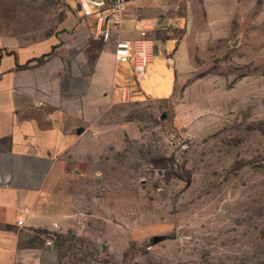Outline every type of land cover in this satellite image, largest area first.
Wrapping results in <instances>:
<instances>
[{
  "label": "rangeland",
  "instance_id": "obj_1",
  "mask_svg": "<svg viewBox=\"0 0 264 264\" xmlns=\"http://www.w3.org/2000/svg\"><path fill=\"white\" fill-rule=\"evenodd\" d=\"M157 1L136 14L163 24L142 97L104 110L46 185L59 264H264V0ZM71 6L0 0V32L44 39Z\"/></svg>",
  "mask_w": 264,
  "mask_h": 264
},
{
  "label": "crops",
  "instance_id": "obj_2",
  "mask_svg": "<svg viewBox=\"0 0 264 264\" xmlns=\"http://www.w3.org/2000/svg\"><path fill=\"white\" fill-rule=\"evenodd\" d=\"M154 2L130 0L123 28L108 42L97 35V15L77 6L44 39L18 44L0 32V264H59L46 185L104 110L142 97L136 87L148 80L149 66L141 78L132 63L117 60L115 47L119 39L140 38L147 24L159 53L153 35L162 22L136 15Z\"/></svg>",
  "mask_w": 264,
  "mask_h": 264
},
{
  "label": "built area",
  "instance_id": "obj_3",
  "mask_svg": "<svg viewBox=\"0 0 264 264\" xmlns=\"http://www.w3.org/2000/svg\"><path fill=\"white\" fill-rule=\"evenodd\" d=\"M76 3L87 15H97V35L108 42L123 28L130 0H76ZM149 30L150 27L143 24L140 38L134 41L119 39L115 47L117 60L132 63L133 72L141 78L145 77L152 57L157 54L152 40L147 37ZM19 223L22 224L23 220L20 219Z\"/></svg>",
  "mask_w": 264,
  "mask_h": 264
},
{
  "label": "water",
  "instance_id": "obj_4",
  "mask_svg": "<svg viewBox=\"0 0 264 264\" xmlns=\"http://www.w3.org/2000/svg\"><path fill=\"white\" fill-rule=\"evenodd\" d=\"M161 238L160 237H155L154 238V242H157V241H159Z\"/></svg>",
  "mask_w": 264,
  "mask_h": 264
}]
</instances>
